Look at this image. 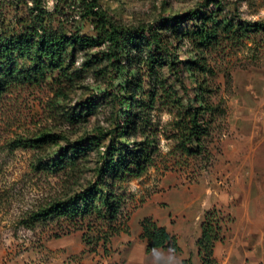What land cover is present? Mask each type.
<instances>
[{
	"label": "rangeland",
	"instance_id": "rangeland-1",
	"mask_svg": "<svg viewBox=\"0 0 264 264\" xmlns=\"http://www.w3.org/2000/svg\"><path fill=\"white\" fill-rule=\"evenodd\" d=\"M85 2L0 0V34L41 10L53 31L98 41L70 47L63 69L48 67L0 93V264H181L185 256L198 264L196 240L212 208L226 219L224 238L214 246L217 264H264V35L227 37L219 29L218 41L204 46L194 36L203 21L191 17L204 9L214 10L208 26L264 21V0H95L118 26L156 24L173 52V65L164 58L153 63L158 79L146 90L153 89L154 99L144 94L134 130L122 137L116 129L126 78L142 63L123 61L124 53L112 63L109 42L85 15ZM200 57L206 67L194 70ZM197 106L206 108V129L194 153L187 150L194 141L184 139ZM40 137L47 141L28 142ZM87 138L95 144L75 165L38 169L39 160ZM116 141H144L151 159L139 175L112 181L120 201L114 218L97 201L82 215L24 223L39 207L92 189L106 146ZM144 218L178 233L181 253L146 251L139 236Z\"/></svg>",
	"mask_w": 264,
	"mask_h": 264
},
{
	"label": "trees",
	"instance_id": "trees-1",
	"mask_svg": "<svg viewBox=\"0 0 264 264\" xmlns=\"http://www.w3.org/2000/svg\"><path fill=\"white\" fill-rule=\"evenodd\" d=\"M85 9V15L94 17L96 20L94 25L99 28L103 41L109 42L111 52L108 55H110V59H113L112 63L118 61L123 53V61L134 63L139 59V62L142 63L140 69H135L126 78L124 89L127 94L120 102L124 108L122 114L118 116V128L116 129L118 136L122 137L125 136L123 134L128 135L131 129L134 130L137 108L147 104L143 102L144 94L148 93L150 98L154 99L153 89L146 90L147 84L153 86L151 84L153 79H158L153 72V63L160 64L164 58L169 59L171 65L174 64L171 59L173 56L171 44L169 40L165 39L156 24L136 28L118 26L99 9L95 0H86ZM206 11L203 9L201 13L199 9L194 12V16H191L203 21L202 24H195L194 36L204 46H209L218 41L219 29L227 37H233L238 31H241L242 35L249 31L264 35V21L237 25L232 21L225 23L213 21L212 25L208 26L206 21L212 20L214 10L208 15ZM166 23V21L158 22L160 25H166ZM9 31L0 34V93L12 82L17 80L30 81L34 76L36 78L43 75L48 67L63 69L70 47H85L98 42L92 38L78 35L66 36L64 33L53 31L48 27L46 17L41 14V10L27 22H23L18 29L13 28ZM143 44L148 46L146 53L143 51ZM132 52H134L133 56H131ZM200 59L201 57L194 61V70L205 69V63ZM24 63H28L27 68L22 66ZM154 83L156 84L155 81ZM139 90L141 93H138ZM204 110L206 108L201 106L194 107V126L190 130V135L184 139L194 141V150L190 147L187 148L188 151H194V153L201 149L200 136L206 129ZM41 141L45 142L47 139L40 137L28 140L29 143H32L30 145L35 147V144L41 143ZM94 144L95 140L91 141L90 138L80 140L45 163L43 160H39L37 167L52 171L60 170L64 166L71 167L75 165L78 156ZM150 152L151 150L144 141L136 143L134 146L127 143L121 144L117 141L112 142L106 146V156L99 168V178L92 189L68 200L54 201L45 207H39L24 219V223L27 226H32L37 221L49 217L66 216L72 218L78 214L82 215L94 210L97 207V201L105 207L109 217L114 218L120 201L110 191L112 181L116 178H124L126 173L139 175L151 159ZM225 225L226 219L218 209L212 208L205 212L201 222V232L196 240L197 254L200 257L198 264H217L214 246L217 241L224 238L222 231ZM139 236L145 240L146 251L155 247H169L175 252L181 250L177 237L171 234L165 226L159 225L151 218L142 220ZM181 264L194 263L190 257H187L182 260Z\"/></svg>",
	"mask_w": 264,
	"mask_h": 264
},
{
	"label": "crops",
	"instance_id": "crops-1",
	"mask_svg": "<svg viewBox=\"0 0 264 264\" xmlns=\"http://www.w3.org/2000/svg\"><path fill=\"white\" fill-rule=\"evenodd\" d=\"M171 234H174L176 237H178L179 235H178V233H174L172 230L171 231H169ZM168 248L169 247H167V248H164V249H166V250H168ZM182 251V250H181ZM181 251H180V253H181ZM186 257V256H185ZM185 257H183V258H185Z\"/></svg>",
	"mask_w": 264,
	"mask_h": 264
}]
</instances>
